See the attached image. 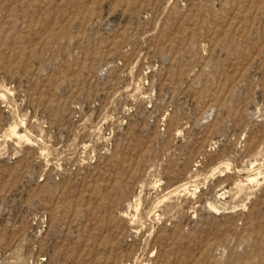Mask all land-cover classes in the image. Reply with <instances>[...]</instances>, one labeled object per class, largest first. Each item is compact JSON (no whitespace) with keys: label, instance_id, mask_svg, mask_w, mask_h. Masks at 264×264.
<instances>
[{"label":"rangeland","instance_id":"374dc122","mask_svg":"<svg viewBox=\"0 0 264 264\" xmlns=\"http://www.w3.org/2000/svg\"><path fill=\"white\" fill-rule=\"evenodd\" d=\"M0 264H264V0H0Z\"/></svg>","mask_w":264,"mask_h":264},{"label":"bare ground","instance_id":"6f19581e","mask_svg":"<svg viewBox=\"0 0 264 264\" xmlns=\"http://www.w3.org/2000/svg\"><path fill=\"white\" fill-rule=\"evenodd\" d=\"M11 132H12L13 136L15 135V136H17L18 138H21V137H22V136L19 135L18 132H16L15 130H12ZM249 178H250V177H249ZM250 180H251V178H250Z\"/></svg>","mask_w":264,"mask_h":264}]
</instances>
